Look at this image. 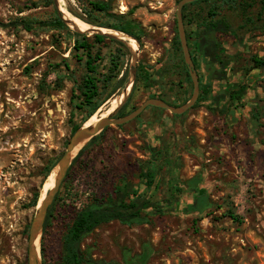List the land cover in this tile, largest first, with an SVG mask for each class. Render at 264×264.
I'll use <instances>...</instances> for the list:
<instances>
[{"label":"rangeland","instance_id":"1","mask_svg":"<svg viewBox=\"0 0 264 264\" xmlns=\"http://www.w3.org/2000/svg\"><path fill=\"white\" fill-rule=\"evenodd\" d=\"M65 1L87 18L77 1ZM179 1L114 0V13L144 30L137 69L145 66L154 75L151 82L137 83L126 112L152 95L175 106L191 99L193 84L176 44ZM44 2L0 0V264H28L29 232L38 207L31 202L36 192L41 198L53 173L45 177L43 169L59 162L73 126L87 113L77 99L76 82L85 68L76 58L73 35L50 27L27 31L17 24L22 17L52 19L55 6ZM32 3L40 5L27 8ZM213 5L234 34L215 36L225 48L216 65L211 59L203 64L195 50L194 56L201 93L211 86L223 98L219 104L207 98L181 116L150 107L122 128L107 127L59 190L52 223L39 244L42 264H59L63 237L80 210L113 195L118 185L128 192L139 184L140 160L153 162L158 171L156 186L144 191V197L167 202L171 212L148 216L142 224L114 221L97 228L82 241L89 260L126 264L147 249L145 264H264V69L253 62L264 59L263 0H212L201 6V19ZM247 18L253 25H246ZM85 36L93 42L95 35ZM96 49L104 59L98 63L103 71L118 48L108 41ZM126 49L118 79L132 62ZM217 69L224 71L223 81L214 75ZM242 88L246 91L237 100L235 92ZM195 190L206 199L199 211L190 208Z\"/></svg>","mask_w":264,"mask_h":264},{"label":"trees","instance_id":"2","mask_svg":"<svg viewBox=\"0 0 264 264\" xmlns=\"http://www.w3.org/2000/svg\"><path fill=\"white\" fill-rule=\"evenodd\" d=\"M77 1L83 14L87 16L85 19L79 12H75L69 9V12L74 16L84 20L85 22L99 27L113 29L119 32H123L127 35L132 36L137 41L141 42L142 35L145 34L142 27L135 21L128 19L125 15H120L114 13V0H74ZM212 0H199L192 4H189L183 9V19L186 26V35L188 40L189 49L192 55L193 62L196 66L198 61L196 60L194 53L199 55L201 62L203 64L207 63L210 59L212 65H216L214 61L220 58V53L224 52L225 48L222 43L215 37L217 34H234V30L230 22L224 17H220L218 8L213 5L210 7L206 16L201 19L200 11L201 6L206 3H211ZM45 6H51L54 4L53 0H46L44 2ZM39 3H32L31 7L27 8H38ZM264 6V0H263ZM192 7H198L200 10L197 12L191 10ZM23 11H21L22 13ZM263 18L264 9L259 17ZM264 21V18L262 19ZM246 25H253V19L247 18ZM22 26L27 31L34 30L37 26L40 28L50 27L57 30H62L73 35L75 39L74 49L77 52L76 58L79 62L83 63L85 68V73L82 76L80 82L77 84V99L80 100L81 106L87 110L86 117L80 124H75L72 128V135L82 127L98 110L105 104L113 95L118 91H121L127 82L128 72H125L120 79L121 70L124 64V57L128 54L126 47L115 40L108 39L105 36L95 35L93 37V42H91L88 37L83 34H72L67 27L66 23L61 19L58 12H54L52 19L48 21H39L37 19H30L28 17H22L17 23ZM196 24L195 29H189L191 26ZM110 42L117 46L118 52L112 51L109 56V60L106 68L103 71H99V62L104 61L102 53L100 50L96 49V45L104 44ZM176 44L178 52H182L181 43L179 36L176 35ZM195 50V52H194ZM255 68L264 69V59L255 57L253 59ZM66 68H70L69 64H66ZM226 68V64H224ZM187 80L192 83V79L188 72V67L185 64L184 67ZM215 73V74H214ZM213 74L219 75V79L223 81V76H225L224 71L217 69ZM163 75V72L157 73L155 76L159 77ZM199 75V74H198ZM154 75L145 66H140L137 69L136 83L134 85L132 94L127 101V103L121 108L117 114V118L123 117L130 112L127 111L128 103L136 90L137 83L139 81L151 82ZM200 79V75H199ZM227 88H232L229 83ZM112 86V89L107 91V89ZM212 87L206 88V92L200 94V98L197 104L210 99L214 103L219 104V99L223 98L219 94L214 95ZM104 91H107L104 93ZM245 88H242L235 92V98L240 100L242 95L245 93ZM150 98H165L158 95H152ZM171 104L170 102H168ZM196 104V105H197ZM175 106L174 104H171ZM157 109V108H155ZM161 110V109H158ZM138 119V118H137ZM120 128L124 127L119 126ZM105 129L101 134L90 140L79 152L78 156L74 159L65 180L70 175L71 169L74 164L82 157V155L87 151V149L92 146L96 141H98L102 134L106 131ZM153 153V150L151 149ZM62 157V156H61ZM57 165V160H53L48 163L44 171V176L48 177L54 167ZM139 168V184L136 186H131L129 191L126 192L125 188L118 185L114 188L113 195L105 199H94L92 203L82 210H80L74 221L68 227L67 232L63 237L62 244V255L59 264H86L89 258L82 251L81 257L78 256L76 251V246L79 242H82L85 237L93 233L97 228L109 224L114 221H118L124 225H134L142 224L145 222L148 216H164L168 212H171L167 202L154 201L151 198L144 197V191H149L156 185V180L158 176L157 168L153 166V162L149 160H140L138 164ZM65 180L63 184L65 183ZM194 197L195 202L191 204L190 208L193 211L202 210L206 206L205 197H200L198 190H195ZM59 194L56 196L54 203L57 201ZM40 199L39 193H34L33 200L31 202L32 206H37ZM53 205L49 208L47 219L44 226V232H46L48 226L52 223V209ZM230 217L233 220H237V217L231 213ZM149 257V251L146 249L143 255L138 259L127 260L126 264H145ZM143 259V262H138ZM93 261V260H92ZM100 264V263H99Z\"/></svg>","mask_w":264,"mask_h":264},{"label":"water","instance_id":"3","mask_svg":"<svg viewBox=\"0 0 264 264\" xmlns=\"http://www.w3.org/2000/svg\"><path fill=\"white\" fill-rule=\"evenodd\" d=\"M199 0H180L177 6L176 11V20H177V29H178V36L181 43V48L184 56L185 64L188 67L189 75L192 79L193 83V93L191 96V99L180 106H173L169 104L168 102L164 101L163 99L159 98H149L147 99L142 105L137 107L134 111L130 112L129 114L117 118L118 112L121 110V108L127 103L129 100L134 85L136 83V76H137V50H133L129 42L127 40L118 38L114 35H111L109 33L103 32V29H109V28H103V27H96L92 31H82L78 27H72L70 25V22L64 17V12L61 11L60 5L58 0H53L54 6L56 11L58 12L61 19L66 23L67 27L70 30H73L75 33L83 34V35H101L105 36L108 39L118 41L125 45L128 50L132 54V62L128 71V79L126 82L125 87L119 92L120 95L126 93L125 98L121 102V104L117 107V109L108 115L107 117L100 118L99 121L90 127H85V123L82 125L80 129H78L70 138L69 143L67 145L66 150L64 151L62 157L60 158L57 165L54 167L52 172L57 168V173L55 176V184L54 187L47 193L45 199L40 203V200L38 202L37 207V213L31 223L30 232H29V240H28V264H42L39 249H37V241L39 240V244L41 241V237L44 231V226L46 222V218L48 215L49 208L54 203V200L59 193V190L68 174V171L74 161V159L78 156L81 149L93 138L98 136L101 132H103L107 127L111 126H123L128 123H131L132 121L136 120L141 116L142 113L145 112L146 109L153 107L161 110L169 111L174 116H181L186 114L188 111H190L197 103L200 98L201 89H200V81H199V75L197 73L195 64L192 59V55L189 49L187 35H186V29L183 19V9L185 6L192 4ZM91 25V24H90ZM113 30V29H109ZM116 31V30H113ZM119 32V31H117ZM124 35H126L128 38L133 39L137 44L138 41L133 38L130 35H127L123 32H119ZM130 90L128 91V89ZM78 151L76 152V150ZM76 152V154H75ZM51 172V173H52ZM51 175V174H50ZM41 199V198H40ZM40 204V205H39ZM82 242H79L76 246V251L79 257L82 255ZM144 260L141 259L140 262H143ZM86 264H99L96 261L88 260L86 261Z\"/></svg>","mask_w":264,"mask_h":264},{"label":"bare ground","instance_id":"4","mask_svg":"<svg viewBox=\"0 0 264 264\" xmlns=\"http://www.w3.org/2000/svg\"><path fill=\"white\" fill-rule=\"evenodd\" d=\"M59 5H60V9L61 11L64 12V17L70 22V25L73 27H78L79 29H81L82 31H92L94 30L96 27L90 25L87 22H84L83 20H81L80 18L72 15L69 13V10L67 8L66 5V1L65 0H58ZM103 32L105 33H109L111 35H114L118 38L127 40L129 42L130 47L133 50H137L138 49V44L131 38H128L126 35L119 33L117 31H113V30H107V29H103ZM130 90V88L128 89V91ZM126 93L120 95L119 97H115L112 100H110L109 102H107V105H109V108L104 111L105 106H103L101 109H99L84 125L85 127H90L95 125L100 118H104L107 117L108 115H110L111 113H113L117 107L121 104V102L123 101V99L125 98ZM78 151V149L76 150V152ZM75 152V154H76ZM57 173V168L53 171V173L48 177V179L46 180L45 186L42 190V195H41V199H40V203L45 199L47 193L54 187L55 184V176ZM40 205V204H39ZM37 245V249H39V240L36 243Z\"/></svg>","mask_w":264,"mask_h":264},{"label":"flooded vegetation","instance_id":"5","mask_svg":"<svg viewBox=\"0 0 264 264\" xmlns=\"http://www.w3.org/2000/svg\"><path fill=\"white\" fill-rule=\"evenodd\" d=\"M196 67V66H195ZM94 261V260H93Z\"/></svg>","mask_w":264,"mask_h":264}]
</instances>
